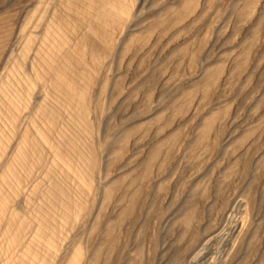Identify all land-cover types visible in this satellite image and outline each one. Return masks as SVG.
<instances>
[{"label":"rangeland","instance_id":"374dc122","mask_svg":"<svg viewBox=\"0 0 264 264\" xmlns=\"http://www.w3.org/2000/svg\"><path fill=\"white\" fill-rule=\"evenodd\" d=\"M0 264H264V0H0Z\"/></svg>","mask_w":264,"mask_h":264},{"label":"crops","instance_id":"0c3cea01","mask_svg":"<svg viewBox=\"0 0 264 264\" xmlns=\"http://www.w3.org/2000/svg\"><path fill=\"white\" fill-rule=\"evenodd\" d=\"M111 3V2H110ZM104 10V7L102 8Z\"/></svg>","mask_w":264,"mask_h":264}]
</instances>
